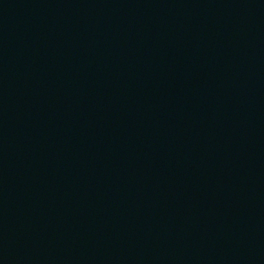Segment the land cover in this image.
Returning <instances> with one entry per match:
<instances>
[{
	"label": "water",
	"instance_id": "95a60500",
	"mask_svg": "<svg viewBox=\"0 0 264 264\" xmlns=\"http://www.w3.org/2000/svg\"><path fill=\"white\" fill-rule=\"evenodd\" d=\"M0 264H264V0H0Z\"/></svg>",
	"mask_w": 264,
	"mask_h": 264
}]
</instances>
